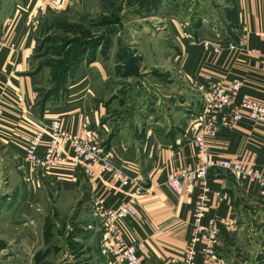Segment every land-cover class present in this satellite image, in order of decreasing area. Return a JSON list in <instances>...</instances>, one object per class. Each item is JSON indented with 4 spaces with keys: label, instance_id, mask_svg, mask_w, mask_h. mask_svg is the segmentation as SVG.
I'll return each instance as SVG.
<instances>
[{
    "label": "crops",
    "instance_id": "crops-1",
    "mask_svg": "<svg viewBox=\"0 0 264 264\" xmlns=\"http://www.w3.org/2000/svg\"><path fill=\"white\" fill-rule=\"evenodd\" d=\"M37 1L25 0L23 12H31ZM155 1L142 0V5L149 20L159 24L156 29L169 35L171 44L167 48L155 45L148 51L150 60L144 64L157 70L156 77L142 80L133 95H104L111 92L104 80L111 67L104 64L99 76L104 86L97 76L96 80L82 74L77 84L84 86L90 80L87 95H65L63 102L39 110L33 92L39 79L22 73L30 33L26 36L28 30L21 27L0 33V90L5 88L6 102L0 117V258L11 259L12 264H31L32 259L46 262L59 240L63 257L69 255L70 260L89 258L101 264L100 259H105L99 252L101 227L93 196L101 197L106 207H115L130 196L134 186L117 187L107 172L98 171L89 178L71 164L45 171L26 161L24 149L31 134L41 129L47 138L49 121L58 118L72 132L87 119L89 127L102 136L105 149L113 153L115 163L129 161L138 168L133 173L140 178L137 214L121 224L124 237L142 242L139 258L145 264H180L170 259L179 260L185 248L199 187L191 195H175L164 181L170 169L196 159L191 139L182 146L173 145L201 107V94L186 81L190 77L223 81L238 77L241 93L264 101V1ZM184 19L191 20L186 29L194 41L182 35ZM202 39L238 46L233 52L223 49L215 54L203 50L198 43ZM208 142L214 157L264 169V124L252 125L243 118L234 129H220L208 137ZM206 184L210 192L201 220H213L218 228L216 264H228L230 257L231 264H257L255 257L264 247V194L259 185L225 170L211 171ZM91 235L97 239L95 246ZM231 247L241 250L227 256Z\"/></svg>",
    "mask_w": 264,
    "mask_h": 264
},
{
    "label": "built area",
    "instance_id": "built-area-1",
    "mask_svg": "<svg viewBox=\"0 0 264 264\" xmlns=\"http://www.w3.org/2000/svg\"><path fill=\"white\" fill-rule=\"evenodd\" d=\"M180 26L185 39H196L193 33L186 29L189 26L187 20H182ZM198 43L205 52L215 54H220L223 49L233 52L238 46L235 42L218 43L209 39L198 40ZM188 84L201 94V107L195 113L187 132L176 137L173 145L179 147L191 139L195 145L196 159L191 164L170 169L164 182L175 195H191L196 187H199V191L191 208V226L185 248L179 260L174 257L170 260L180 264H216L218 228L213 220H201L210 192L206 184L210 172L225 170L247 178L257 183L264 194V169L242 161L214 157L210 152L208 137L214 136L220 129H234L243 118H247L252 125H263L264 101L241 93L242 82L238 77L228 81L190 77ZM4 94L5 88H2L0 117L6 106ZM44 135L41 129L31 134L24 149L26 161L39 165L45 171L71 164L79 167L89 178L94 177L98 171L107 172L119 188L133 184L134 189L130 196L115 207H106L103 199L95 194L92 206L100 221L99 252L105 257L106 263L145 264L139 258L142 242L128 241L121 226L125 220L137 214L135 195L140 178L133 173H138V168L129 161L115 163L113 153L104 148L102 136L89 127L87 119L81 129L72 132L63 128L58 118H53L48 123L47 138ZM217 195L221 196L219 193Z\"/></svg>",
    "mask_w": 264,
    "mask_h": 264
},
{
    "label": "rangeland",
    "instance_id": "rangeland-1",
    "mask_svg": "<svg viewBox=\"0 0 264 264\" xmlns=\"http://www.w3.org/2000/svg\"><path fill=\"white\" fill-rule=\"evenodd\" d=\"M25 6V0H0V33L20 27L28 30L26 36L30 33L31 45L24 57L22 73L39 79L33 89L39 110L63 102L65 95H87L90 80L84 86L77 84L82 74L96 80L97 76L103 86L105 80L111 92L104 95H133L140 89L142 80L147 81V78L150 81L156 77L157 70L147 69L144 64L150 60L148 51L155 45L167 48L171 44L169 35L157 30L159 24L147 17L142 0H38L29 13L23 12ZM17 9L22 11L21 14H17ZM184 20L191 23L190 19ZM104 64H110L111 68L109 78L102 80L99 76L105 71ZM182 81L181 86H184L185 81ZM76 84L80 86L79 90H76ZM90 240L95 246L97 239L94 235ZM56 243L57 250L46 262L32 259L30 263H94L89 258L70 260L66 258L69 255L63 257L64 248L59 245V240ZM234 250L240 251L241 248H229L227 256H233ZM231 258L228 264L232 263ZM103 259H100L101 264L102 261L105 263ZM1 262L12 264L7 258H0ZM255 262L264 264V247L260 248Z\"/></svg>",
    "mask_w": 264,
    "mask_h": 264
}]
</instances>
